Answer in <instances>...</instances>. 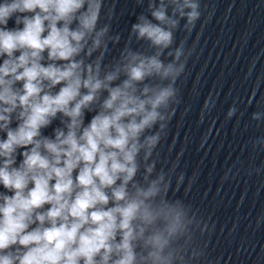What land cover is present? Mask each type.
<instances>
[{"label":"clouds","instance_id":"1","mask_svg":"<svg viewBox=\"0 0 264 264\" xmlns=\"http://www.w3.org/2000/svg\"><path fill=\"white\" fill-rule=\"evenodd\" d=\"M146 3L111 57L121 36L105 0H0V264H193L203 254L192 246L202 221L169 196L184 175L173 184L175 165L157 168L190 55L173 47L175 33L181 20L193 31L200 0Z\"/></svg>","mask_w":264,"mask_h":264}]
</instances>
